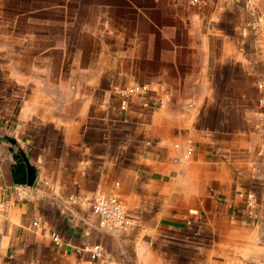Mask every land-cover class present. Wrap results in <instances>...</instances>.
Wrapping results in <instances>:
<instances>
[{
    "label": "crops",
    "instance_id": "obj_1",
    "mask_svg": "<svg viewBox=\"0 0 264 264\" xmlns=\"http://www.w3.org/2000/svg\"><path fill=\"white\" fill-rule=\"evenodd\" d=\"M93 7L0 0V264H264V0Z\"/></svg>",
    "mask_w": 264,
    "mask_h": 264
},
{
    "label": "built area",
    "instance_id": "obj_2",
    "mask_svg": "<svg viewBox=\"0 0 264 264\" xmlns=\"http://www.w3.org/2000/svg\"><path fill=\"white\" fill-rule=\"evenodd\" d=\"M197 2L199 0H192ZM260 22L264 23V13L259 16ZM143 90L142 86L136 85L128 87L123 90L124 98L121 101L122 107L128 102V96L133 94H139ZM9 204L8 196L6 194L0 195V208H4ZM92 210L100 217V224L113 228H123L129 226L132 223L127 209L116 194H104L97 195L92 202ZM37 224L36 222H34ZM55 241L59 243L58 238L55 236ZM99 251L93 252V257L99 256Z\"/></svg>",
    "mask_w": 264,
    "mask_h": 264
},
{
    "label": "rangeland",
    "instance_id": "obj_3",
    "mask_svg": "<svg viewBox=\"0 0 264 264\" xmlns=\"http://www.w3.org/2000/svg\"><path fill=\"white\" fill-rule=\"evenodd\" d=\"M67 3V7L70 12H75L77 9L80 13L86 16H92L93 14V3L95 0H64Z\"/></svg>",
    "mask_w": 264,
    "mask_h": 264
}]
</instances>
